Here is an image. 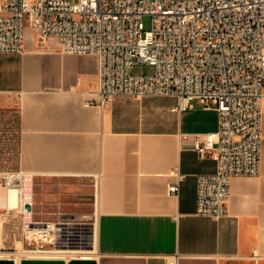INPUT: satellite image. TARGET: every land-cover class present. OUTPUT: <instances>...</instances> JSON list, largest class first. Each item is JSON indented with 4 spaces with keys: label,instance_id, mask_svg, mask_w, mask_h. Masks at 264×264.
I'll return each instance as SVG.
<instances>
[{
    "label": "crops",
    "instance_id": "1",
    "mask_svg": "<svg viewBox=\"0 0 264 264\" xmlns=\"http://www.w3.org/2000/svg\"><path fill=\"white\" fill-rule=\"evenodd\" d=\"M97 73L96 56L64 53L31 28L22 55L0 54V124L16 119L18 170L36 187L33 221L73 226L65 216L93 214L97 264H264V108L261 173L232 180L229 216L215 221L196 215L197 178L216 162L192 137L215 132L217 113L198 101L172 111V97L117 96L101 107ZM175 168L184 178L172 196ZM8 207L0 189V254L16 261L22 220Z\"/></svg>",
    "mask_w": 264,
    "mask_h": 264
},
{
    "label": "built area",
    "instance_id": "2",
    "mask_svg": "<svg viewBox=\"0 0 264 264\" xmlns=\"http://www.w3.org/2000/svg\"><path fill=\"white\" fill-rule=\"evenodd\" d=\"M28 28L38 41L55 38L64 53L97 57L101 107L117 96H152L176 98L179 113L194 101L215 111L218 129L192 137L195 152L216 162L215 173L197 178L196 215L229 216L232 180L261 173L264 0H0V54L22 55ZM137 62L153 72L134 73ZM170 175L168 192L177 196L184 176L178 168ZM28 176L0 173L7 197L18 192V207L7 209L22 220L14 242L29 258L56 259L81 245L86 230L27 221Z\"/></svg>",
    "mask_w": 264,
    "mask_h": 264
},
{
    "label": "rangeland",
    "instance_id": "3",
    "mask_svg": "<svg viewBox=\"0 0 264 264\" xmlns=\"http://www.w3.org/2000/svg\"><path fill=\"white\" fill-rule=\"evenodd\" d=\"M143 23H144L145 30L151 29V24H152L151 17L144 16ZM133 72L137 73V74H149V73L153 72V68L151 66L144 65V64L137 62ZM17 131H18V128H17L16 119H14L13 122L9 126H6V125L1 126V124H0V173H3V172H19L18 166H17V162H18V142H17L18 133H17ZM32 188H33V195H34L35 190H36L34 183L32 185ZM52 189L54 192H59L61 194L60 201H62V202H69L70 201L68 199V196L65 195L63 193V191L61 190V185L57 184L55 187L53 186ZM34 213L36 216V210H35L34 202H33L32 203V214H34ZM65 217H68V219H66V220L67 221L70 220L69 222L74 224L73 226L81 227V228H83V230L86 229L85 235L86 234L87 235L85 237H83L85 239L84 242H82L81 245L77 244L75 246H72L73 249H85V248L88 249V248H90L91 244L89 242H90L91 237L90 238H88V237H89V235H90L89 233H91V231L89 230V227L91 228L95 224V222H96L95 216L92 214V215L82 216V217H80V216H78V217L65 216ZM64 253L66 254V256H70V254H68L67 252H64ZM19 255H20L19 257H21V260L29 258L27 255H24L23 251L21 252V250H20ZM75 257L76 256H71V257L65 258V261H70V260L74 259ZM0 258H12V257H10V255L0 254ZM82 258H87V257H82ZM59 259H61V258H59Z\"/></svg>",
    "mask_w": 264,
    "mask_h": 264
},
{
    "label": "water",
    "instance_id": "4",
    "mask_svg": "<svg viewBox=\"0 0 264 264\" xmlns=\"http://www.w3.org/2000/svg\"><path fill=\"white\" fill-rule=\"evenodd\" d=\"M27 196H26V206H25V219L30 221L32 219V177H27ZM0 264H16L14 258H0ZM20 264H97L93 258H74L70 261H65L62 259H39V258H26L20 261Z\"/></svg>",
    "mask_w": 264,
    "mask_h": 264
},
{
    "label": "bare ground",
    "instance_id": "5",
    "mask_svg": "<svg viewBox=\"0 0 264 264\" xmlns=\"http://www.w3.org/2000/svg\"><path fill=\"white\" fill-rule=\"evenodd\" d=\"M27 184H28V182H27ZM26 193H28L27 188H26ZM31 194H32V191H31ZM8 205L10 208H17L18 207V192L16 189H11L8 192ZM31 205H32V201H31ZM64 252H67L68 254H70V256H76L75 258H82V257L92 258L95 255V250L93 248H88V249L87 248H85V249L69 248V249L58 251L55 258L56 259L61 258L62 260H65V258L68 256H66V254ZM17 256H20V255H17ZM20 258H16V264H20ZM32 258H39V256L33 255Z\"/></svg>",
    "mask_w": 264,
    "mask_h": 264
}]
</instances>
